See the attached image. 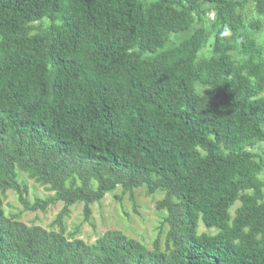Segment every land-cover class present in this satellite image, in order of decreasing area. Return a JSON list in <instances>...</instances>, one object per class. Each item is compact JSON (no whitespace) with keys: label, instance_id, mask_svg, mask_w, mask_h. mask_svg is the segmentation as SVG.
Wrapping results in <instances>:
<instances>
[{"label":"trees","instance_id":"trees-1","mask_svg":"<svg viewBox=\"0 0 264 264\" xmlns=\"http://www.w3.org/2000/svg\"><path fill=\"white\" fill-rule=\"evenodd\" d=\"M204 5L214 12L211 28L166 49ZM237 6L0 0L3 184L15 185V159L62 191L64 169L78 163L94 177L97 199L117 186H146L176 200L166 203L175 244L167 255L118 234L91 250L68 244L9 222L0 209V264H264L256 152L264 147V50L242 31ZM255 10L264 13V0ZM43 20L46 31L30 35ZM225 26L231 36L221 35ZM210 37L213 56L198 59ZM199 222L216 234L197 235Z\"/></svg>","mask_w":264,"mask_h":264},{"label":"rangeland","instance_id":"rangeland-1","mask_svg":"<svg viewBox=\"0 0 264 264\" xmlns=\"http://www.w3.org/2000/svg\"><path fill=\"white\" fill-rule=\"evenodd\" d=\"M235 1L244 26L242 31L264 50V13L256 12V0ZM213 21V9L202 6L193 14L190 30L172 36L166 49L188 38L196 28L208 31ZM251 24H255L257 28H251ZM48 26L47 20L33 24L30 35L41 34ZM212 43L210 37L199 51L198 59L213 56ZM231 45L234 48L237 46L234 42ZM229 55L234 60L238 59L236 50L229 52ZM196 92L201 95L203 90L196 88ZM260 96L264 97V89ZM256 152L262 165L257 173V180L264 197V147L260 146ZM6 153L9 155L8 148ZM12 164L14 186L3 184L5 180L0 174V209L9 222L58 235L68 244L80 242L90 250L112 234L135 243L146 253L167 255L174 249V229L166 203L174 205L176 200L165 191L158 189L149 192L146 186L135 189L117 186L97 199L98 185L94 177L78 163L69 164L64 169L62 191L45 183L36 172L21 167L15 159ZM238 206L236 203L229 210L230 218ZM216 232L214 229L204 228L200 222L197 225V235L213 236Z\"/></svg>","mask_w":264,"mask_h":264},{"label":"clouds","instance_id":"clouds-1","mask_svg":"<svg viewBox=\"0 0 264 264\" xmlns=\"http://www.w3.org/2000/svg\"><path fill=\"white\" fill-rule=\"evenodd\" d=\"M221 35L224 37L231 36V30L227 26H225L223 31L221 32Z\"/></svg>","mask_w":264,"mask_h":264}]
</instances>
